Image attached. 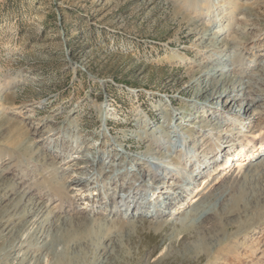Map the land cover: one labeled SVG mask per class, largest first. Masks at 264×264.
I'll return each mask as SVG.
<instances>
[{
	"label": "rangeland",
	"instance_id": "374dc122",
	"mask_svg": "<svg viewBox=\"0 0 264 264\" xmlns=\"http://www.w3.org/2000/svg\"><path fill=\"white\" fill-rule=\"evenodd\" d=\"M205 1L0 0V264H260L264 259V164L241 174L234 168L219 187L204 191L200 207L193 208L197 199L174 217L163 212L144 218L156 209L144 196L147 186L157 185L149 172L143 185L119 178L108 191L99 189L108 201L116 197L115 185L139 186L130 192V207L118 203L122 209L113 216L104 215L105 206L79 213L76 208L86 200L74 203L64 183L68 173L81 169L71 157L76 142H84L80 152L96 156L109 150L142 156L158 151L173 174L169 183L190 174L196 181L208 176L206 186L218 174L213 155L205 158L210 172L203 170L201 177L195 174L203 165L193 168L187 161L183 167L184 154L177 158L183 147L161 146L169 139L159 129L171 118L163 124L159 119L165 105L184 112L182 122L191 117L188 103L204 99L205 83L213 104L228 93L237 75L212 77V65L201 61L230 47L231 36L220 34L234 28L242 56L235 64L248 61V50L263 49L264 0H222L237 3L233 14L217 15L225 16L227 31L211 26L213 13ZM262 58L253 57L254 69ZM200 123L207 131L194 146L197 154L213 147L220 125L221 134L233 129L225 122ZM263 125L264 113L253 127ZM198 133L191 128L183 137ZM93 144L97 150L88 147ZM125 166L128 172L139 167ZM106 175L98 171V185L108 182ZM158 178L167 184L168 178ZM157 189L154 197L162 193ZM132 207L136 217L123 215ZM202 207L210 209L207 217Z\"/></svg>",
	"mask_w": 264,
	"mask_h": 264
},
{
	"label": "bare ground",
	"instance_id": "6f19581e",
	"mask_svg": "<svg viewBox=\"0 0 264 264\" xmlns=\"http://www.w3.org/2000/svg\"><path fill=\"white\" fill-rule=\"evenodd\" d=\"M205 2V6L207 7L209 5L210 8H208V10H212L213 13L212 16L210 15L212 19H208L212 24L211 26L214 28H220V26H224L226 31L230 30V27H226V22L221 21V19H224L225 16L217 18V15L223 12H229V14H233L235 8L237 9V3H227L223 5L222 0H206ZM221 6L224 7L221 9L219 8ZM233 30L228 31L227 33L225 32L223 34H220L227 35L228 37L231 36L228 41L230 47L224 46V48L220 49L218 53L214 52L210 56H207L209 57L208 61H201L202 64H207L205 66H213H211V71L209 73V75L212 77H218L222 73H229L235 76L237 75L236 79L231 84V87L228 89V93L224 92L218 96V102L221 103L218 104L217 102V104H213V101L215 100L214 96L209 93V89H206V86L208 84L205 83L203 85L204 88L201 92L202 94H205L204 99L199 100L198 97H194V99L189 101L188 103V107H192L194 110V113H191V117L185 118L182 122L184 112L171 110L167 105H165V112L159 119L163 124L168 116L171 118L170 123L167 126H163L164 129H159L160 135L166 134V137L169 139L165 142L162 141L161 146L174 148L175 146L178 147V145H180L181 147H183L184 150L177 154L178 159H181V154H184L185 156V162L184 164H181L183 167H185L187 161L190 162L189 165L191 167L193 166V168H201L203 165L202 171L195 174L201 177L203 170L205 173L210 172L209 168L207 170V168L205 167L207 165L204 164H209L211 163V161L205 158H212L214 156V159L217 158L216 160H218L216 162L220 164H218L220 167L218 169V174H215V176L210 180L207 179L208 183L206 184V186L203 182H205V178H207L208 176L196 181V177L192 179L190 177V174L187 175L188 177L186 178H178L179 180L175 183H169V181L173 179V174H171L168 165H166L164 161L158 156V153H160L158 151H146V153L142 156L136 153L131 154L127 151H124L123 149L111 153V151L108 149V152L100 151L96 156L95 152L93 151H85V153L80 152L81 148L84 145V142H76L74 146H71V157H74L76 159L73 165L75 167L80 166L81 169L80 172L72 171L68 173V179L64 180V183L70 190V196L74 200V203L77 204L78 201L86 200L76 208L79 213H86L87 211H91L92 209H97L98 206H105L104 215L113 216L117 215L122 209V205L118 203H125L127 205V208H129L132 203L131 201H133L131 199L132 194L130 192L132 191L133 194L138 192V187L144 184V175L149 172V180L156 179L157 185L150 186L149 188H147V186V190H144V196H149V199L152 200V202L156 203V209L153 208L151 210H147V212L144 213V218L157 217L163 212H168V214H170L172 217L178 216L184 209L188 207L190 208V205L188 204H194L199 200L196 206H194L193 208L200 207L201 203L205 199L204 191L209 186H211V190L219 187L222 179L226 180V177L232 176L234 168L236 170L238 169V173L241 174V172L244 171L248 172V169H250L253 165H256L257 169L264 164V162L258 163L264 161V125L262 127H253L258 117H260V115L264 113V89L260 88L261 85L264 86V48L258 51L248 50V53L251 54L248 61L244 62V64H235V60L241 58L242 56L238 51V46L234 43L238 34L237 29H235L234 31ZM231 33H233L234 35L232 36ZM225 52V56L227 57L222 59L221 54H224ZM255 55L263 57L259 62H257L258 68L256 69H254L253 65V57ZM206 81L208 82V80ZM201 121H204L205 123L209 121L212 125L216 122H218V124L225 122L236 130L225 129L226 132L224 134H221V131L224 128L220 125L218 132V135L220 136L214 141L215 143L213 144V147L208 149L207 151H203L202 153L199 152L197 154L194 146L197 144L198 140L201 141L205 137L207 131L205 130V132L203 131V133L200 129ZM195 125H197V127H195ZM206 127L212 126L207 125ZM191 128H196L200 133L195 134V136L193 137H188L185 139L183 137L184 134L187 131H190ZM243 128L244 130H242ZM251 128H254L252 131L253 134L251 135L252 139L247 140L246 138L248 134L251 133ZM211 132L212 130L208 131V133ZM225 134L226 137L223 139V136ZM159 136H156V138H160ZM156 144H159V142H157ZM144 145L147 146V143ZM88 147H90L92 150H97L96 144ZM110 148H112V146H110ZM120 157H123L124 159L122 161H119ZM101 160H103V167H100L102 165L100 164ZM89 162L90 169L88 170L87 168L89 167L87 163ZM133 162L139 167L132 168L133 172H128L125 165L133 164ZM171 163L173 164V166H175V162L173 160H171ZM100 169H103L105 172H107L106 177L108 179V182L98 185L95 180H98L97 173L98 171H100ZM158 176H164V181L168 178L166 181L167 184H161V180H159ZM119 178H128V180L130 179L134 182H138L139 186L137 185L136 187L131 185L129 190H124L125 184L123 185L122 183L118 186L115 185L113 191L117 193L116 197L112 195L110 198H108V201H104L103 197H100L101 191L99 189L104 188L105 191H108L109 188L111 189V184L117 183V180ZM202 183L204 184V188L202 190H198L197 187ZM167 186L169 188H173L174 191L167 189ZM154 189H157V192L160 190L162 193L154 197ZM90 192H92V194ZM90 194L96 195L94 201L91 200V197L89 196ZM201 194H204L203 197L201 196ZM193 197H195L194 200H192ZM198 197L201 198V200ZM169 205H173V207L171 210L167 211L166 206ZM164 209L165 211H163ZM201 211L206 217L210 214V209H207L205 207H202ZM123 215H127L131 218L136 217L138 215V212L135 207H132L131 211H124ZM259 263L264 264V259Z\"/></svg>",
	"mask_w": 264,
	"mask_h": 264
}]
</instances>
